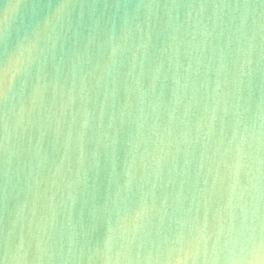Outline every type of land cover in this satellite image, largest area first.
Here are the masks:
<instances>
[{"label": "water", "instance_id": "water-1", "mask_svg": "<svg viewBox=\"0 0 264 264\" xmlns=\"http://www.w3.org/2000/svg\"><path fill=\"white\" fill-rule=\"evenodd\" d=\"M0 264H264V0H0Z\"/></svg>", "mask_w": 264, "mask_h": 264}]
</instances>
